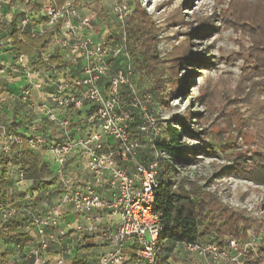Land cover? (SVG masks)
Wrapping results in <instances>:
<instances>
[{
	"label": "built area",
	"instance_id": "2783aa9c",
	"mask_svg": "<svg viewBox=\"0 0 264 264\" xmlns=\"http://www.w3.org/2000/svg\"><path fill=\"white\" fill-rule=\"evenodd\" d=\"M114 11L120 33L110 44L93 39L90 19L81 17L70 0L60 7L54 2L44 7L52 40L69 55L66 73L29 68L22 64L27 60L23 54L16 58L20 68L0 62V73L22 74L25 84L20 101L59 131L58 139L48 140L36 134L35 125L26 137L0 130V153L9 156L12 147L20 150L25 142L30 150L49 152L54 166L49 175L54 181L49 187L51 195L42 212L0 207L1 224L26 217L34 228L20 256L9 264H64L71 251L83 246L105 252L81 264H125L127 254L135 264H171L158 259L163 252L159 243L163 227L154 211L159 164L164 157L157 148L161 131L147 106V96L133 83L135 72L124 30L130 10L125 0H119ZM120 57L121 65L116 64ZM48 85L53 92L35 105L31 90ZM75 161L83 175L80 182L69 175ZM18 178L23 180L21 171ZM66 207L74 218L61 228ZM74 237L83 245L68 243ZM260 240L251 229L241 241L225 238L219 243L209 238L194 244L177 243L175 248L208 264H264ZM53 249L56 253L50 259Z\"/></svg>",
	"mask_w": 264,
	"mask_h": 264
},
{
	"label": "rangeland",
	"instance_id": "374dc122",
	"mask_svg": "<svg viewBox=\"0 0 264 264\" xmlns=\"http://www.w3.org/2000/svg\"><path fill=\"white\" fill-rule=\"evenodd\" d=\"M70 1L81 17L90 19L91 35L94 40L106 41L112 36L109 42L117 41L120 27L114 9L119 0ZM187 1L189 3L185 5ZM1 2L0 21L3 22L7 20L8 17L5 16L11 11L6 0ZM125 2L131 11L134 0ZM138 3L158 30L157 50L160 58L164 60L171 56L169 54L174 47L192 38L193 52H201L203 49L213 62L207 69L197 70L196 74H200L194 78H191L192 73L186 75L187 69L192 68L190 66H183L173 74L165 73L163 75L165 83L170 79L171 82L161 90L173 86V80L181 79L183 75L186 76L184 82H190L174 99L163 100L161 94H154L151 91L152 80L149 75L134 76V86L147 96V106L156 116L159 127L173 125L179 129L178 120H183L185 112H190L193 114L189 116L191 127L204 133L201 136L203 141L192 140L187 143L191 147L203 148L205 153L197 156L198 160L182 165V168L178 167L180 171L175 179L184 178L192 182L195 187L209 194L214 202H217V207L222 208L221 210L241 211L245 218L259 220L264 225V185L239 177L232 169L235 158H243L248 166L256 154L264 156V117L261 110V106L264 108V99L253 87L256 79L250 76L248 67L250 61L247 54L250 47L249 37L245 32L221 23L222 13L227 8V0H138ZM29 7L22 5L23 9ZM176 18L177 20L173 21ZM180 22L185 26L180 25ZM44 23V20L38 19V22L33 21L30 25L26 22L23 25L18 23V26L20 32L28 28L34 36H43L40 46L52 40L51 30L43 25ZM204 25L211 26L212 29L203 37L190 38L185 35L195 32ZM35 26L37 27L34 29ZM7 39L2 36L0 43L7 42ZM131 45L128 43V47ZM118 64L121 65L120 60ZM59 72L66 73L65 70ZM199 97L202 98L204 107L197 101ZM28 116L33 117L26 114L24 118ZM171 119L177 120V125H174ZM7 124L8 121L0 115V130L6 128ZM13 156L14 154H9L10 158ZM222 168L225 169L226 175H218ZM14 174L17 175L16 169ZM40 180L48 181L49 176L41 177ZM28 191L30 193L36 191L35 195L31 196H36L38 201L36 200L34 206L39 211L51 195L48 190L39 189V186L28 188ZM28 191L15 192L12 195L13 201L6 205L21 207ZM259 231L257 233L261 237L259 242L261 244L264 235L261 230ZM170 259L173 264H208L196 257L184 256L183 252L176 248Z\"/></svg>",
	"mask_w": 264,
	"mask_h": 264
},
{
	"label": "trees",
	"instance_id": "16d2710c",
	"mask_svg": "<svg viewBox=\"0 0 264 264\" xmlns=\"http://www.w3.org/2000/svg\"><path fill=\"white\" fill-rule=\"evenodd\" d=\"M14 2L15 0H11V3ZM53 2L60 7L64 0H53ZM188 3L189 1L185 5ZM30 7L33 11H39L36 6ZM226 7V11L222 13L221 23L229 25L230 28L239 29L249 37L250 47L247 54L250 61L248 66L250 76L252 79H256V82H253V87L264 99V0H227ZM17 18L18 16L14 14L8 23L0 24V35L9 39V51L14 58L16 59L19 54L28 57L36 55L37 61L33 64L35 68L51 70L65 67V63L56 58L43 60L37 46L43 36H33L25 31L20 32ZM175 20L177 18L173 21ZM180 25L185 26L183 22H180ZM211 29V26L204 25L195 32L185 33V35L190 38L192 36L203 37ZM124 30L128 43L132 44L131 47L129 46L128 55L135 74L149 75L152 80L151 91L156 95L161 94L163 100L178 97L190 83L184 82L186 76L181 75V79L173 80V86L167 90H161L163 86H168L171 82L170 79L165 83L166 80L163 78L165 73L173 74L183 66H190L192 68L187 69L186 75L192 73L191 78H194L200 74H196L197 70L207 69L213 65L203 49L201 52H193L191 49L192 38L181 42L176 48L174 47L172 53L169 54L171 56L164 60L160 58L157 50L158 30L141 9L138 0H134L133 9L125 20ZM111 38L112 36H109L106 42L110 43ZM119 60L122 62L123 58L120 57L117 61L119 62ZM197 101L204 107L201 97ZM261 110L264 117L262 106ZM192 115L190 112H185L183 120H178L179 129L173 125L158 126L161 138L157 143V148L164 153V157L160 159L159 164V183L155 190L154 211L159 215L163 227L159 237L163 252L159 253L158 259L164 261L172 258L177 243L194 244L209 238H214V241L219 243L225 238L241 241L246 239L247 232L252 228H256L254 231L257 236L259 230L264 235V230H262L264 225L259 220L245 218L238 210H221L222 208L217 207V202H214L209 194L203 192L199 187H195L192 182L184 178L175 179L179 174V168L198 160L196 157L205 153L203 148L191 147L187 143L192 140L203 141L201 136L204 133L191 127L192 122H190L189 116ZM171 121L177 125V120L171 119ZM17 128L18 125L9 124L5 129L16 132ZM11 153L14 154L12 159L6 154L1 153L0 155V207H5L11 199L6 191V175L10 165L18 166L23 173L24 180L37 181L44 188H48L54 183L52 179L44 182L40 180L41 177H47L50 173L47 171L46 165L39 162L34 150H30L25 142L20 150H17L15 146L12 147ZM256 155L248 166L243 158L233 159L232 169L234 174L239 177L264 185V156ZM221 170L218 175H226L225 169ZM24 223L29 224V219L26 217L20 220L11 219L5 221L1 228L5 231L7 239H17L21 237L18 234V229ZM78 249L82 250V248ZM259 249L264 253V240L261 244L259 243ZM84 261L83 257L82 262L84 263ZM76 263L79 264L81 261Z\"/></svg>",
	"mask_w": 264,
	"mask_h": 264
},
{
	"label": "crops",
	"instance_id": "0c3cea01",
	"mask_svg": "<svg viewBox=\"0 0 264 264\" xmlns=\"http://www.w3.org/2000/svg\"><path fill=\"white\" fill-rule=\"evenodd\" d=\"M7 3L10 6V11L6 16L8 17L5 21H0V24H6L9 22L10 18L15 14L18 16V23H21L22 25L26 22L28 25H30L33 21L38 22V19L44 20V14L43 9L48 4H51L53 0H15L14 3H11V0H6ZM22 2H24L22 4ZM26 4L31 6H36L39 8V11H33L31 10V7L29 9H23L22 5ZM29 21V22H28ZM45 21V20H44ZM45 25V23L43 24ZM46 26V25H45ZM30 27V26H29ZM37 26L34 27V29ZM25 32H28L30 35V31H28V28ZM34 33V31H33ZM3 36V35H2ZM0 35V38H2ZM43 39V38H42ZM41 39V41H42ZM39 41V43L41 42ZM38 43V51L40 56L43 58L44 61L48 60L49 58H56L61 60L63 63H65V67L57 69L58 71L66 69L69 62V55L64 50H62L58 44H56L53 40H50V42L46 44H41L39 46ZM10 45H9V39H7V42H3V48L0 49V62L3 64H6L11 67H19L20 64L17 62V59L14 58V56L10 53ZM27 60L23 61L24 64H28L29 68H35L33 66L34 63L37 61V56L33 55L31 57L26 56ZM28 68V67H27ZM45 69V68H44ZM53 69L47 70L51 71L49 72L52 74ZM57 71V72H58ZM25 84V80L21 73L14 74L11 72L7 73H0V115L3 119H6L8 121V124H15L18 125V128L16 130V134L19 136L26 137L32 132L31 125L36 126V134L43 136L45 139L51 140V139H58L59 138V131L54 126H50L46 123L44 117L36 112L35 110L29 108L27 105H24L23 102L20 101V91L22 86ZM53 86L48 85L44 86L40 90L33 89L31 90V97L30 100L34 101L35 105L39 104L40 101L44 102L46 101L48 95L53 92ZM55 113L61 117L62 114L55 109ZM26 114H31L33 117L28 116L26 117ZM35 131V130H34ZM34 154L37 156L40 163L46 165L47 171L50 173L54 169L53 166V160L52 155L49 152H38L34 151ZM1 155V153H0ZM12 159V158H10ZM11 166V165H10ZM8 168V172L6 175V182H7V195L11 196V199L7 202H11L12 195L15 192H26L28 191V188H32L35 186H39V189L43 190H49L48 188H44L42 184H38L37 181L33 180H20L18 178L19 174V168L18 166L12 165L11 168ZM17 170V175L14 174V170ZM50 175V174H49ZM69 175L75 179L76 181L80 182L83 180V175L80 172V168L78 167V164L75 162H71V165L69 167ZM0 176H1V170H0ZM36 191H33L26 194V198H24L22 201H24V204L22 205V208H25L27 211L40 213L45 207V204L41 207V210H37V207H35L36 203V196H31V194L35 195ZM38 201V200H37ZM46 202V201H45ZM69 208L62 209V214L60 218V224L59 226L61 228L64 227V224L68 221H71L74 218V215L72 214V211ZM76 217V216H75ZM22 227L18 229V234H20V238L17 239H7L5 236V231L2 230V224L0 223V264H9L12 260L16 259L18 255L20 256V253L22 252L23 247L26 245V240L32 237L34 235V228L30 224H21ZM68 243H72L75 245H83L81 244V241L79 239L76 240V238H71L68 240ZM79 247V246H78ZM82 248V250H79L78 248L76 251H71V253L65 257L64 264H77L76 262L82 263L83 257L86 259H94L105 252L104 249L99 247H90V246H83L79 247ZM129 252V251H128ZM54 253H56V250L53 249V253L49 255V258H54ZM128 254L126 256V263L125 264H135L132 259L128 258ZM168 261L172 263V260L169 258ZM79 263V264H81ZM19 264H29L26 261H21ZM177 264V263H174Z\"/></svg>",
	"mask_w": 264,
	"mask_h": 264
}]
</instances>
